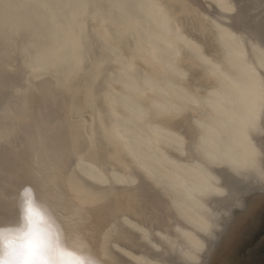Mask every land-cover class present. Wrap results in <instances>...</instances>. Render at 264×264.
Wrapping results in <instances>:
<instances>
[{
  "label": "bare ground",
  "instance_id": "1",
  "mask_svg": "<svg viewBox=\"0 0 264 264\" xmlns=\"http://www.w3.org/2000/svg\"><path fill=\"white\" fill-rule=\"evenodd\" d=\"M136 7L0 0V223L31 186L105 264H215L264 204V0Z\"/></svg>",
  "mask_w": 264,
  "mask_h": 264
},
{
  "label": "clouds",
  "instance_id": "2",
  "mask_svg": "<svg viewBox=\"0 0 264 264\" xmlns=\"http://www.w3.org/2000/svg\"><path fill=\"white\" fill-rule=\"evenodd\" d=\"M15 219L0 223V264H105L79 233L64 222L31 186L17 196Z\"/></svg>",
  "mask_w": 264,
  "mask_h": 264
},
{
  "label": "rangeland",
  "instance_id": "3",
  "mask_svg": "<svg viewBox=\"0 0 264 264\" xmlns=\"http://www.w3.org/2000/svg\"><path fill=\"white\" fill-rule=\"evenodd\" d=\"M131 1L118 0L119 3L123 2V5L125 4V6H127V8H128V6L131 5L129 7L130 10L132 8V9H134L132 11H136V9H137L136 1L137 0H131ZM128 2H129V5H128ZM146 4H147V6H150V1L149 2L147 1ZM26 8L27 7H25V9ZM27 9L29 10V7ZM211 9L213 10V8H211ZM34 20L36 21V19H34ZM45 25H46V23H44L42 25L43 28H42V26H41V28L44 29ZM129 72H131V71H129ZM131 74H132V76L134 75L133 77L135 79L134 80L133 77H132V80L137 81L136 78L138 79L139 76H140L139 77L140 80H142L141 73H140V75H139V73H134L133 74V72ZM135 74H137L139 76L136 75L137 76L136 77ZM114 75H115V73H114ZM116 75H117V73H116ZM116 75H115V77L117 79H119L118 75L117 76ZM140 80L138 79V81L141 83V86H142L143 83L145 84L144 80H142L143 82L140 81ZM139 82H135V83L139 84ZM134 89H136V88H134ZM163 90L161 91V93L163 92ZM163 104H165V102ZM130 123H131L130 121H127V125H129ZM145 133L146 134L148 133V131H146V127L142 130V134H143L142 137L143 138L145 136L148 137V135H146ZM131 137H133V139H134L136 136H131ZM143 138L140 139V140H142V142H143V140H146V137L144 139ZM137 139H138L139 144H141V141H139L138 137H136V140ZM132 142H134V141H132ZM144 142H147V141H144ZM143 143L141 145H143ZM149 151L147 149V152H149V153L146 152V154L153 153V152H151V149H149ZM109 174H111V173L110 172L108 173V177L113 179L114 177L113 176L110 177ZM188 196H187V200H189V203H192L193 202V198L195 199L197 197L195 193H193L191 195H188ZM200 207H202L203 209H208V206H206L205 204L204 205L201 204ZM195 210L200 211L201 209L200 208H196ZM211 220L213 222L216 221V219L214 217H212ZM246 220L247 221L243 222V226L240 227L241 230L239 229V231H238V233H237V235L235 237V240H234L233 244L231 245V248L225 254H223L220 257V259L218 261H216L215 264H264V204H262L257 209L256 213H254L249 219H246ZM204 222L207 223V220H205ZM189 225H191V224H189ZM194 233L195 234H199V231L194 230Z\"/></svg>",
  "mask_w": 264,
  "mask_h": 264
}]
</instances>
